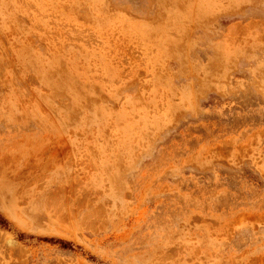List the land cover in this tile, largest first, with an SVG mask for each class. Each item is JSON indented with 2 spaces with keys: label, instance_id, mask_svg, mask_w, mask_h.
<instances>
[{
  "label": "rangeland",
  "instance_id": "obj_1",
  "mask_svg": "<svg viewBox=\"0 0 264 264\" xmlns=\"http://www.w3.org/2000/svg\"><path fill=\"white\" fill-rule=\"evenodd\" d=\"M0 216V264H264V0H0Z\"/></svg>",
  "mask_w": 264,
  "mask_h": 264
},
{
  "label": "trees",
  "instance_id": "obj_2",
  "mask_svg": "<svg viewBox=\"0 0 264 264\" xmlns=\"http://www.w3.org/2000/svg\"><path fill=\"white\" fill-rule=\"evenodd\" d=\"M5 223V221H4V219H2V217L0 216V224H4Z\"/></svg>",
  "mask_w": 264,
  "mask_h": 264
},
{
  "label": "bare ground",
  "instance_id": "obj_3",
  "mask_svg": "<svg viewBox=\"0 0 264 264\" xmlns=\"http://www.w3.org/2000/svg\"><path fill=\"white\" fill-rule=\"evenodd\" d=\"M14 249V248H13Z\"/></svg>",
  "mask_w": 264,
  "mask_h": 264
}]
</instances>
